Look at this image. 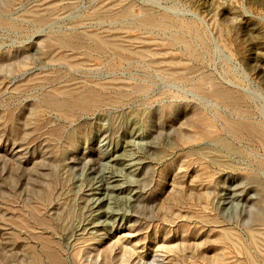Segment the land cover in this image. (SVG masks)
<instances>
[{"label":"rangeland","instance_id":"1","mask_svg":"<svg viewBox=\"0 0 264 264\" xmlns=\"http://www.w3.org/2000/svg\"><path fill=\"white\" fill-rule=\"evenodd\" d=\"M0 264H264V0H0Z\"/></svg>","mask_w":264,"mask_h":264},{"label":"bare ground","instance_id":"2","mask_svg":"<svg viewBox=\"0 0 264 264\" xmlns=\"http://www.w3.org/2000/svg\"><path fill=\"white\" fill-rule=\"evenodd\" d=\"M133 141V140H132ZM130 143V142H129ZM132 153V152H131ZM120 156V155H119ZM130 156V155H129ZM118 159V158H117ZM136 159V158H135ZM130 160H134V159H132V157H128V155L126 154V150L124 149V151L122 152V154H121V156H120V158L118 159V165H124V166H127L128 164H126L127 163V161H130ZM135 161V160H134ZM134 161L131 163V164H133V166L136 168L137 166H141L143 163H142V161H140V159L139 158H137V160H136V162L134 163ZM131 162V161H130ZM129 163V162H128ZM131 164H129V165H131ZM136 165V166H135ZM124 167L122 166V168H121V170L123 169ZM138 170V169H137ZM120 175V174H119ZM116 174H112L109 178V181H107L106 180V183H105V190H107V193H110V194H112V192H115V191H118V193L120 192L121 193V190H123V191H126V190H124V189H126L125 188V186H122V185H119V183L118 184H114L115 182V180L118 178H116ZM108 177V176H107ZM102 180V179H101ZM114 182V183H113ZM128 190V189H127ZM117 193V192H116ZM114 194V193H113ZM122 194V193H121ZM114 197V196H113ZM120 197V196H119ZM110 198V197H109ZM108 198V199H109ZM115 198V197H114ZM104 200H106V199H103V200H100V202L98 203V202H96V204L95 205H97V207H101L102 206V203L104 202ZM117 200V199H116ZM119 201V200H118ZM116 202V201H115ZM104 204V203H103ZM115 205H116V203H114ZM111 205V204H110ZM112 208V207H111ZM111 208H109V206H108V208H106V209H100L99 210V218H101V217H103V216H106V217H113V216H115V215H117V214H119V213H121L119 210H115V209H111ZM99 220V219H98ZM101 221V220H100Z\"/></svg>","mask_w":264,"mask_h":264}]
</instances>
